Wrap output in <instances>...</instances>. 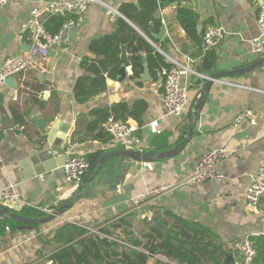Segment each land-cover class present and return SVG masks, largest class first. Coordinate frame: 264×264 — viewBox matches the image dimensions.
<instances>
[{"label":"crops","instance_id":"obj_1","mask_svg":"<svg viewBox=\"0 0 264 264\" xmlns=\"http://www.w3.org/2000/svg\"><path fill=\"white\" fill-rule=\"evenodd\" d=\"M49 1L10 0L0 6V64L29 51L28 36L21 33V28L32 8H40ZM106 1L117 12L123 4L136 5L138 2ZM262 2L186 0L182 3L199 16L196 28L215 25L226 30L219 46L209 52L215 58L214 65L208 73H202L230 72L264 57L254 54L251 46V41L260 33L256 19ZM118 17L168 64L166 57L181 64L186 63L185 57H191L196 60L192 68H200L201 57H193L197 52L196 44L186 40L184 31L175 22V6L157 9L154 17L160 19L164 36L156 41L143 35L122 15ZM114 20L111 12L99 5H90L83 23L72 31L66 49L50 48L45 59L37 61L32 70L14 77L15 89L0 85V108L14 122L12 128L5 130L0 125L1 207V192L9 184L14 185L24 207L43 210L45 215L54 211L51 208L57 209L70 200L82 181L77 184L64 181L61 164L64 149L69 144L75 143V152L83 158L93 153L101 155L104 150L117 147L164 152L176 145L178 128L185 122L190 104H195L201 93L195 89V83L199 82L202 90L205 82L194 79L189 84L186 76H182L181 85L188 86L187 109L181 118L167 116L162 102L161 78H151L145 55L141 52L138 54L143 69L138 77H133L131 67L125 64L124 78L119 80L118 73L116 79H107L103 93L81 104L74 98L77 80L86 75L80 63L84 57L92 56L88 48L90 42L113 33ZM144 64L148 81L141 78ZM219 80L213 81L208 89L194 134L179 154L146 164L128 160L122 171L115 172V175L124 176L115 189L103 186L100 191H95L89 184L80 190L78 201L62 217L36 229L18 233L7 231L0 237V264H49L54 249L48 244L58 228L73 225L96 233L121 220L129 224L127 230L141 242H145L143 236L150 228L177 229L180 227L177 220L190 222L198 229L209 230L214 236L225 253L223 264L226 254L234 258L246 237L264 232V195L254 210L245 207V192L251 176L264 162V64L251 72L220 77ZM139 102L146 105L141 124L127 119L134 131L125 142H115L102 131L105 116L111 113L112 106L121 103L132 106ZM249 109L255 117L234 126L235 117ZM36 119L45 122L43 129L38 128ZM166 133L169 137L165 144L170 147L157 146L154 143L156 137ZM222 145L229 151L228 158L217 166L224 179L221 182H186L198 158ZM129 166L134 169L130 170ZM161 186L171 189L157 197L139 200L140 195ZM155 219L158 225H155ZM119 232L114 236L118 245L123 244ZM116 250H120L119 246ZM138 251L149 256V252ZM150 260V264L156 261L177 264L155 252Z\"/></svg>","mask_w":264,"mask_h":264},{"label":"trees","instance_id":"obj_2","mask_svg":"<svg viewBox=\"0 0 264 264\" xmlns=\"http://www.w3.org/2000/svg\"><path fill=\"white\" fill-rule=\"evenodd\" d=\"M186 0H138L136 5L123 4L118 13L126 20L130 21L143 35L151 38L156 34L161 26L160 19L154 17L158 8L165 6H175V22L185 33V38L197 46V52L193 57H201V66L196 71L210 76L208 71L212 68L215 58L209 52H201V42L203 29L200 33L196 31L199 16L191 9L182 5ZM67 19V16L46 17L44 27L49 34H55ZM115 30L109 35H104L92 40L89 44L91 57H84L80 63L86 73L80 77L74 87V98L77 103H85L88 100L103 93L106 89L107 79H116L122 62L120 60L121 46H126L127 63L131 67L132 76L138 77L143 69V63L138 53H143L148 65L152 79L159 77L163 68H170V64L156 50L145 41L126 21L120 17L114 20ZM205 72V73H202ZM200 83H195V89L199 93ZM194 103L190 104L185 122L178 128L179 136L175 142L178 144L187 135L191 121V114ZM146 109L144 103H136L127 106L124 103L111 107V113L105 116H114L116 119L127 123V119H133L138 125L141 124V117ZM169 134H162L156 137L154 143L157 146L164 145ZM163 143V144H160ZM98 153L86 155V160L90 167L97 160ZM0 208H2L0 206ZM16 214L27 218H42L46 216L42 210H32L21 207L11 208ZM50 210H55L51 208ZM180 227L167 230L150 228L144 234L145 242H141L134 237L132 232L127 230L130 226L121 220L117 224H112L100 228L96 233H89L73 225H65L54 231L49 246L54 252L50 255V261L55 264H150V257L138 249L145 252L153 250L155 254L163 255L168 260L177 264H223L224 251L214 240V236L205 228L198 229L194 224L182 220H177ZM21 223L9 218L0 219V237L7 231L14 232ZM123 236V244H117L115 234L117 231ZM89 233V234H88ZM192 233V234H191ZM110 238V240L108 239ZM256 249L255 264H264V240L254 238ZM119 246L120 250L116 248ZM155 264H162L158 261ZM169 264V263H166Z\"/></svg>","mask_w":264,"mask_h":264},{"label":"built area","instance_id":"obj_3","mask_svg":"<svg viewBox=\"0 0 264 264\" xmlns=\"http://www.w3.org/2000/svg\"><path fill=\"white\" fill-rule=\"evenodd\" d=\"M10 0H0V6L5 5ZM99 5L111 12L116 18L120 14L113 10L106 0H51L45 2L40 8H32L26 23L21 28V33H25L29 39V51L23 55L6 59L0 64V85H4L9 77H18L32 70L37 61H43L50 48L66 49L72 31L79 27L84 21V14L90 5ZM67 16L57 33L49 34L44 22L47 16ZM257 24L260 30L259 35L251 41L252 52L256 55H264V0L257 15ZM226 35V30L221 26L206 25L203 29L201 42V52L215 50ZM158 50V48H156ZM186 63L181 64L166 57L170 68H163L159 77L162 86V102L167 116L181 118L188 105L187 84L182 86L181 77L186 76L188 83L192 80L207 81L209 76L201 74L192 68L195 59L185 57ZM214 82H220L215 79ZM255 114L252 110L240 112L234 119V126H239L245 121L252 120ZM102 131L115 142H125L134 131L127 123L109 116L102 124ZM76 144L72 143L64 149V161L62 164L63 178L66 183H80L90 170V164L75 152ZM229 156L226 146L222 145L213 148L196 161L186 182H221L224 177L218 171L217 166L225 161ZM171 189L170 186H161L153 189L147 194L140 195L139 200H147L162 195ZM3 207L19 209L24 206L19 201L14 185L9 184L1 192ZM264 195V162H261L245 192V207L254 210ZM137 202V200H136ZM43 211V210H42ZM45 212V211H44ZM50 213V212H49ZM254 238L264 240V232L246 237L238 247L237 255L233 258L232 264H255L256 249Z\"/></svg>","mask_w":264,"mask_h":264},{"label":"water","instance_id":"obj_4","mask_svg":"<svg viewBox=\"0 0 264 264\" xmlns=\"http://www.w3.org/2000/svg\"><path fill=\"white\" fill-rule=\"evenodd\" d=\"M196 31L200 33L202 31V26L199 25L196 28ZM164 36V28L161 27L160 31L157 35L153 36L154 41L161 40ZM186 46L184 47V49ZM120 60L122 62V66L119 70V80L123 79L125 76V64L127 63V54H126V46H121V55ZM264 64V57L255 61L254 63L246 66L244 68L235 69L230 72H215L209 76L210 79L205 81L204 86L201 90L199 97L196 99L195 104L192 109L191 121L187 135L183 138L181 142L173 146L167 151L164 152H156L154 150H150L148 152H142L138 150H133L125 147H117L115 149H106L99 155L98 159L92 164L90 170L83 178L80 187L74 193L70 200L62 203L57 209L48 213L46 216L42 218H27L16 214L13 210L7 207L0 208V219L1 218H9L10 220H14L18 223H21L15 230L16 233L21 232L23 230H32L36 229L38 226H45L46 224L62 217L66 210L70 209L79 199V192L82 188L87 185H92L95 191H100L103 186H107L110 189H115L116 186L120 184V182L124 179L122 174L115 175V172L122 171L123 165L125 162L132 161L137 163H151L156 160L172 158L179 154L190 142L195 129L196 120L200 113V110L203 105V101L205 99L206 93L210 88L212 82L215 79H219L220 77H234L239 76L248 72L253 71L256 68H259ZM141 78L145 81L150 80L148 75V70L146 69V64H144V71ZM6 86H9L12 89H15L14 78L9 77L6 82ZM36 124L39 129H43L45 126V122L41 119H36ZM0 125L1 129H9L12 128L14 122L8 117L6 111L3 108H0ZM64 161V154L63 160ZM61 164V171H62ZM130 170L134 169V166H129ZM63 174V171H62ZM40 176V175H39ZM155 225H158L157 219L154 220ZM154 256V251L151 250L149 252V257ZM233 258L231 254H226V258L224 264H232ZM49 264H55L54 262H50Z\"/></svg>","mask_w":264,"mask_h":264}]
</instances>
